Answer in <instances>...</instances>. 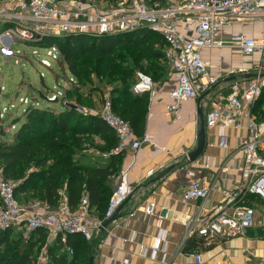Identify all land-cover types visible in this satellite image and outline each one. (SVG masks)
I'll use <instances>...</instances> for the list:
<instances>
[{"label": "built area", "instance_id": "2783aa9c", "mask_svg": "<svg viewBox=\"0 0 264 264\" xmlns=\"http://www.w3.org/2000/svg\"><path fill=\"white\" fill-rule=\"evenodd\" d=\"M237 22L261 24L258 35L249 36L242 32L224 35L226 28ZM0 23L6 25L0 32V56L16 58L20 50L17 41L42 43L50 36L65 37L71 34L101 36L130 32L141 27L160 33L166 41L165 61L169 65V77L176 81L170 92L172 101L166 104L169 113L182 119L184 100L202 99L221 79L211 71L212 61L204 56V50L233 47L243 56L258 54L259 60L250 66L232 68L228 79L232 81L227 93H220L214 106L203 115L205 133L217 129V135L209 145L229 149V129L245 130L238 149L244 160L240 167L239 183L224 192L223 198L206 206L212 185L196 181L187 186L183 193L186 202L203 201L183 223L186 234L182 245L190 237L201 238L204 247L225 242L235 237L247 236L250 229L264 232V0H0ZM58 51L56 46L47 47ZM48 51V55L53 52ZM53 54V58H58ZM42 62H47L43 60ZM49 62V61H48ZM44 63L46 66L50 64ZM223 75V74H222ZM135 94L148 93L153 98L158 84L152 77L137 73V82L131 88ZM53 97V99H55ZM52 99V98H51ZM93 111V112H92ZM99 115L114 131L117 144L113 153L128 149L140 150L152 138L145 133L139 136L128 120L114 111L110 91L104 92L100 107L91 110ZM202 112L199 107L198 114ZM203 113V112H202ZM207 141V139H206ZM187 158L190 159L187 154ZM154 174L150 170L148 176ZM103 217L92 213L87 194L75 208L61 192L57 207L35 199L22 202L15 193L18 182L4 176L0 166V230L19 228L25 240L39 229L46 231L45 240L34 257V264H51L49 249L61 245L70 254V235L80 234L87 240L101 230L103 222L113 216L133 192L128 175L122 173ZM155 204L150 203L145 211L154 213ZM165 240L160 233L153 257ZM140 253L146 255L147 247ZM196 262H203V253L192 254ZM249 264V258H247ZM163 259L164 264H169ZM215 264H221L220 261ZM255 264H264L260 257Z\"/></svg>", "mask_w": 264, "mask_h": 264}, {"label": "trees", "instance_id": "16d2710c", "mask_svg": "<svg viewBox=\"0 0 264 264\" xmlns=\"http://www.w3.org/2000/svg\"><path fill=\"white\" fill-rule=\"evenodd\" d=\"M156 1L163 0H150L151 3ZM4 28L6 25L0 27V32ZM161 42L166 45L160 33L141 27L130 32L97 37L84 33L50 36L37 44L41 47L56 46L61 63L68 65L73 77L84 85L92 81V74L120 81L121 85L111 91L114 111L128 120L140 135L146 125L150 98L148 93L132 92L133 81L137 77L133 66L137 67L143 57L148 65L143 64L142 70L149 69L154 77L167 79L169 70L161 65V61L165 60V49L158 47ZM109 61L114 63L109 66ZM109 67L111 70L107 71ZM74 97V104L81 108L92 104L77 88L69 89L64 95L66 100ZM26 111V119L13 140L0 141V166L5 178L18 181L16 196L24 203L38 199L57 207L61 192H64L70 206L75 208L83 195L87 194L90 207L97 209L103 217L115 190L114 181L120 174L124 156V152L113 153L117 144L114 131L99 115L88 111L83 113L68 105L59 112L35 105ZM96 136L101 141L95 147L107 155L105 163H83V158L78 159L76 155L83 151L85 140L90 139L88 137ZM259 201L264 204L263 200ZM13 230H0V264H34V257L45 240L46 231L39 229L30 240H25L23 232L14 236ZM68 243L74 249L73 254L57 244L49 249L51 264H89L88 240L76 234L69 236ZM188 243V248H191L199 245L200 241L192 239Z\"/></svg>", "mask_w": 264, "mask_h": 264}, {"label": "crops", "instance_id": "0c3cea01", "mask_svg": "<svg viewBox=\"0 0 264 264\" xmlns=\"http://www.w3.org/2000/svg\"><path fill=\"white\" fill-rule=\"evenodd\" d=\"M252 24H258L261 30L259 23L237 22L226 28L224 35L235 32L258 35L255 33L257 30L250 27ZM203 54L207 57L208 50H204ZM225 80L230 81L228 78ZM157 84L158 92L150 99L146 125L140 133L141 136L149 134L152 141L145 143L140 150L128 149L124 152L120 174L128 175L133 192L121 210L122 217L111 223L105 232L100 230L92 240H88L94 264H164L163 259H167L169 264H198L192 256L195 252L203 253L201 264H215L218 261L221 264H246L247 258L250 259L249 264H255L260 257H264V232L259 228L250 229L247 236L235 237L210 247H204L203 240L197 236L190 237L182 245L186 234L183 221L203 202H186L183 198L185 188L196 181H201L206 186L212 185L211 194L205 201L206 206H210L218 203L224 192L235 187L240 180L244 156L238 145L245 130L229 129V149L209 145L218 131L207 130L203 153L197 159L187 158V154L198 148L199 107L201 106L203 115L207 113L216 103L219 94L229 91L230 83L208 101H204L206 96L220 82L202 99L184 100L182 119H176L166 107L172 101L170 92L176 81L168 77ZM100 103L95 105L99 108ZM167 168L172 169L161 179L153 181ZM150 170L154 174L148 176ZM120 174L115 180L117 185ZM150 203L155 204L151 215L145 211ZM164 209L171 212L169 217L167 214L162 216ZM91 211L100 216L97 209L91 208ZM160 233H164L165 240L161 241L153 257ZM192 239H198L200 244L188 248V242ZM142 247L148 248L146 255L140 253Z\"/></svg>", "mask_w": 264, "mask_h": 264}, {"label": "rangeland", "instance_id": "374dc122", "mask_svg": "<svg viewBox=\"0 0 264 264\" xmlns=\"http://www.w3.org/2000/svg\"><path fill=\"white\" fill-rule=\"evenodd\" d=\"M166 1L167 0H163L162 2ZM1 26H3L2 23H0V27ZM250 27L252 30L256 29L257 31L255 33L259 34L260 26L258 24H252ZM14 47L20 50V54H18L16 58L3 59L0 56V141L4 140L11 142L13 140L17 130L26 119L25 114L27 108L31 105L59 112L65 109V105L70 106L75 103V97L71 100H66L64 95L69 89L77 88L82 91L86 101H91L92 103L91 105L88 104L89 106L87 108H85L86 106H82V108L88 112H91V109L97 111L98 106H94V104L99 105L100 101H102L104 92H111L115 87L121 85L120 81L117 79H112L107 76L102 78L94 74L91 75L92 81L84 85L73 77L69 71L68 65L61 63V56L58 58L52 57L53 53L59 55L58 51H53L52 48L41 47L38 44L24 41H17ZM158 47L164 50L167 45L161 42ZM135 49L139 50L138 48ZM51 50L53 52L51 55H48V51ZM134 51L135 50L131 51V53ZM136 53L140 55L139 51H136ZM207 55L212 61V66L210 67L211 71L219 74L221 79L218 87L212 90L204 101H208L215 94L217 96L222 90V87L232 82L225 80L231 77L228 76V73L232 68L250 66L252 63L246 62L247 60L256 62L260 58L258 54L249 57L243 56L240 50L233 47L210 49ZM133 57L137 56L134 55ZM142 58L136 65L137 67L133 66L136 74L142 72L152 77L156 83L163 82L165 77H154L149 72V69L146 71L141 69L143 64L148 65V61ZM45 59L50 62L48 66L44 64L48 61L42 62ZM112 63L114 62H107L109 66L112 65ZM161 65L165 67L166 70H169V65L165 60L161 61ZM109 70H111V67L107 68V71ZM133 82V84L137 82V77ZM39 92L47 94V96L52 99L56 96V100L47 101L40 97ZM88 138H90L89 141L86 139L84 143V145H86L85 148L76 155V158L81 160L83 158L82 161L86 164H104L107 155L95 147L101 140L97 136ZM13 181L18 182L16 180ZM113 186L114 190L117 186L115 181ZM257 203L261 204L260 201H257ZM22 232V229L15 227L12 235H19L22 234Z\"/></svg>", "mask_w": 264, "mask_h": 264}, {"label": "water", "instance_id": "95a60500", "mask_svg": "<svg viewBox=\"0 0 264 264\" xmlns=\"http://www.w3.org/2000/svg\"><path fill=\"white\" fill-rule=\"evenodd\" d=\"M39 95H40L41 98H43V99H45L47 101L56 100V99H51L47 95H44L43 92H39ZM70 107L73 108V109H76V110H78L80 112H83V113L85 112V109L84 108H81V107H79L76 104H71ZM197 131H198V138H199L198 148L195 150V152L189 153L190 160L197 159L203 153V150L205 148V144H206V133H205V129H204V118H203V113L202 112L198 116ZM171 169L172 168L165 169L153 181H157V180L161 179ZM125 203H123L119 207V209L117 210V212L113 216L109 217L108 219H106L103 222V225L101 227V230L103 232H105L106 228L111 223H113L114 221H116V220H118L119 218L122 217L121 210H122V208H123V206H124ZM161 214H162V216H165L167 214V216L169 217L170 214H171V212L170 211H167L166 209H164ZM89 264H94V257H93L92 254L90 255Z\"/></svg>", "mask_w": 264, "mask_h": 264}, {"label": "bare ground", "instance_id": "6f19581e", "mask_svg": "<svg viewBox=\"0 0 264 264\" xmlns=\"http://www.w3.org/2000/svg\"><path fill=\"white\" fill-rule=\"evenodd\" d=\"M54 54V53H53ZM46 61H48L47 59H45Z\"/></svg>", "mask_w": 264, "mask_h": 264}]
</instances>
